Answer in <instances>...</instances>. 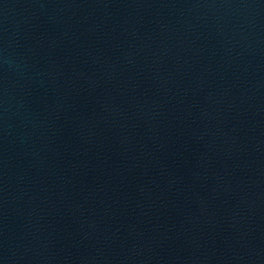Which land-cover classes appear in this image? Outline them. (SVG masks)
<instances>
[{"label":"water","instance_id":"95a60500","mask_svg":"<svg viewBox=\"0 0 264 264\" xmlns=\"http://www.w3.org/2000/svg\"><path fill=\"white\" fill-rule=\"evenodd\" d=\"M252 1L264 6V0H252Z\"/></svg>","mask_w":264,"mask_h":264}]
</instances>
